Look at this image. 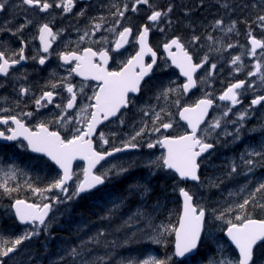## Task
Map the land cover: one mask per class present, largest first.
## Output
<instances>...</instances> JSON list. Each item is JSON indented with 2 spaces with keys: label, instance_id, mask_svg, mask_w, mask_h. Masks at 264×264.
I'll list each match as a JSON object with an SVG mask.
<instances>
[{
  "label": "snow or ice",
  "instance_id": "snow-or-ice-1",
  "mask_svg": "<svg viewBox=\"0 0 264 264\" xmlns=\"http://www.w3.org/2000/svg\"><path fill=\"white\" fill-rule=\"evenodd\" d=\"M76 0H20L18 5H13V8H23L25 16L24 22L20 23L18 27L13 30L12 28H0V31L11 32L13 36H17L20 40L21 46L18 50H12L9 54L8 49L0 50V75L7 77L11 69L21 62L29 59L25 55L26 41L23 39L21 33L34 21L27 16L29 10H37L40 13H47L53 7L61 9L62 13H70L75 7ZM147 5L150 8V14L146 19L149 23L143 24L138 30L135 39L139 45V50L122 63L118 70H109V61L112 59L110 50L102 48L99 51L93 50L92 47H85L82 50H73L62 52L58 54V58L65 64L74 63V67L69 69V75L76 74L83 77L85 80L91 79L97 81L98 84L93 90L91 96L87 97L89 103L82 105L77 109L78 95L84 93V86L81 85L77 89L76 85L68 82L67 77L62 78L58 83H51V88L57 87L65 88L69 97L66 103H57L55 107L60 109V114L55 118V122L63 127L69 124L75 126L71 130V135L64 137L61 136L59 131H50L49 122L45 120L39 121L35 125V131L30 129L21 117H32L33 112H21L19 115H0V125H9L10 123L15 127H9L6 130H0V139L7 141H17L23 138L27 141V147L32 152L42 153L48 157L55 165L61 170L60 174L47 186L45 189L32 188L34 193L51 192L58 190L61 196L52 197L53 203H65L80 199L82 196L91 195L95 190L105 185L109 179L111 169L97 172L96 166L106 157L112 156L114 153L121 152L125 149H136L140 147L137 138L144 136L146 133H159L161 130H168L173 128L172 122H164L161 113L164 112L162 108L159 112H154L152 117V127L149 128L147 122L144 126L136 131L127 141L122 142L121 147H113L110 151H98L94 147L93 137L99 136L100 142L103 145L109 144V140L105 137L103 132H97L98 126L111 118L117 117L121 113V109L127 108L132 101L129 98L130 93H138L141 89V82L145 77L153 71V66L157 61V53L148 43L149 34L152 30L151 25H155L162 17L167 16L171 12V6L167 11L157 10L150 4V0H133L131 4V11H138V6ZM9 9V0H0V13ZM129 5L125 3L122 8L117 7L116 11L112 13L117 17L115 23L111 25L107 31L115 33L117 39L114 42L112 52H119L125 45L129 44V37L133 35V27L122 26V30L117 32V27L121 26V20L125 17ZM78 15H84L83 10ZM100 22L93 23L91 32L85 31L79 37L80 42L85 41L86 37L94 36L102 28L105 20L103 17L99 18ZM8 24L11 21L6 22ZM247 24V21H245ZM256 24L262 32H264V15H257L256 19L252 22ZM223 20H216L215 27L221 28ZM236 27V21H233L231 26L227 28L228 32L233 31ZM38 39L40 41V49L42 53L48 54L52 48L53 42L59 36V32H54L53 27L48 22L40 23L38 26ZM223 30V29H222ZM163 31V29H161ZM247 36L250 42V49L248 55L257 57V50H260V57L256 58L254 64V71L247 73L248 77H257L261 83H264V38L258 39L253 34V29L249 25ZM212 40L213 37H207ZM193 42L198 41L199 37L193 36ZM94 43H107V37H101L100 40ZM236 45L228 44L227 48H233ZM164 50L171 58L172 64L179 68L180 73L186 78V82L178 86V88H166L163 95L167 97L169 93L182 91L188 93L197 85L195 74L197 71L208 63V57L205 55L199 63L193 61V56L189 53L184 43L181 42L180 37H173L163 44ZM173 48L176 51H173ZM219 51V49H217ZM145 56H150L151 63H145ZM33 60H38L40 65H44L48 60L47 55L37 53L31 57ZM241 55H236L231 58L230 64L234 66L235 72H240ZM216 64H211V69L208 75H212V70H215ZM23 79H27L23 75ZM246 87H253L252 83L247 80H237L234 83H229L226 89L219 95L220 101L230 102V106L223 112V116H228L232 109L241 103L240 96L242 90ZM30 89L28 87H21L19 94L21 96L27 95ZM59 93L56 91H44L39 98L34 100L37 110L47 105L54 104V98ZM19 105V101L16 102ZM179 105V99L175 101ZM215 101L210 98V94H206L204 98L198 100L195 105L184 106L179 111L181 120L187 122L190 131L182 135L170 136L165 135L161 139L154 142H147L148 149L155 148L157 145L163 147L166 151L155 160H150L147 167H155L157 169H166L174 171L178 174L181 180H191L194 182L200 181L199 169L201 158L205 153L214 147L212 143L207 142V136L210 135L212 129L221 127V119L215 118L205 129L206 135L198 134L201 125L205 122V117L208 116L209 109L213 107ZM264 103V95H256L250 102L249 108ZM77 109L76 116L69 115V110ZM10 109H0V112H9ZM147 116L149 113L144 112ZM165 115H170L165 113ZM248 115L247 110L238 114V120L243 121ZM124 120L120 119V124ZM235 123V121L233 122ZM10 133V134H6ZM239 132V128H237ZM115 136V133L112 134ZM253 156L264 155L260 152H252ZM81 159L87 161V167L83 169L82 178L76 176L73 172V161ZM243 163L249 166V171L254 167V161L251 159L245 160L241 157ZM115 167V166H113ZM128 169L121 167L117 175L127 172ZM237 171V165H231V172ZM13 173V178H14ZM71 182V184H70ZM31 187V185H29ZM0 188L3 189L5 194L11 195L12 192L18 191L19 188H9L7 182L0 183ZM135 193H148L147 186L133 185L128 189ZM179 193L183 198L182 212L179 214L178 220L174 225L161 226L154 242L160 244L163 242L165 234L174 235L173 251L170 255L163 259L150 257L149 259L138 262V264H173L174 258H187L190 254L194 253L201 242V234L204 230L206 223V210L203 207L194 205V195L190 190L180 187ZM257 194H261L264 199V183H260L249 195L243 200L242 203L236 205L242 213L250 204L254 207L264 210V203L257 201ZM52 203H29L24 199H16L11 207L15 211L16 218L21 223H30L33 225L32 231H27L24 234L16 237L13 240H4L0 237V264H6L5 258L14 253L18 247L25 241L33 236L39 235L40 226L47 229L46 218L52 210ZM120 205L113 202V208H119ZM225 211L231 212V206ZM225 211H221L215 217L217 220H225ZM227 237L231 243L238 250V255L235 259H225L215 262V264H257L254 257V249L260 244H264V218L256 219L251 213L235 215L234 220H226ZM103 236V231L98 233ZM89 242L96 240V237H89ZM73 257L79 256L76 247L70 251ZM62 259V258H61ZM179 264H185V260H180Z\"/></svg>",
  "mask_w": 264,
  "mask_h": 264
},
{
  "label": "rangeland",
  "instance_id": "rangeland-1",
  "mask_svg": "<svg viewBox=\"0 0 264 264\" xmlns=\"http://www.w3.org/2000/svg\"><path fill=\"white\" fill-rule=\"evenodd\" d=\"M183 1L185 2L182 3V1L180 0H150V4L157 10L167 11L169 6H171L172 9L171 12L167 14V16L162 17L161 20L158 21L155 25H151V32L154 36H152L151 43L155 44V46L160 49L162 43L166 42L174 36L180 37L181 41H183L190 49L189 52L194 55L196 61L200 62V60L205 57V55H207L208 63L205 65L204 69L198 76V80L200 83L199 88L194 94L188 97H185L182 91L169 93L167 97H165L162 94L164 89L178 88V86L182 85V79L179 77L178 71L170 66L169 61L164 56V54H162V60L160 61L158 67L159 76L157 75L153 79V81L151 82V86L149 85L148 87H146L148 90V99L151 94V100L149 99L151 102L149 101L147 103L150 110L148 111V107L146 109L149 115L145 116V111H143L141 113L140 123L133 129V131L130 132L129 127H126L125 131L128 132L124 133L121 138L118 139V141H127L132 135L135 134L136 131H139V129L144 126L145 122H147L149 128H151V121L154 112H159L162 108L164 109V112L161 113L163 121L172 122L174 125L173 128L168 130L162 129L159 133L149 132L144 136L138 137L137 142L140 144L139 149L135 150L131 154L114 157V159L109 160L106 163V165L104 166V170L111 169L110 173H117L121 167L128 170L134 169L137 165L141 168H148V162L150 160H155L157 157L161 156L163 154V151L158 148L159 145L155 147L157 149H145L146 143L154 142L167 133H183L185 131V125L178 118V110L180 104L192 105L194 104L196 99L203 97L206 94H210V98H217L226 89L229 83H234L237 80H247L249 83H252L253 87H246L242 90V94L239 97L241 103L236 105L226 117L223 116V112L227 110V107L230 106V103H222V101L217 100L216 108H214V110L212 111L211 116L208 119L209 121L206 123L200 133V135H206L204 130L208 128L209 124L215 118L221 119V127L212 129L210 135L207 136V140L212 138L219 144V148L216 153H214L210 157L209 155L204 157L206 159L204 162V168L208 171H211V173H208V175L201 182L192 184L190 187H188L190 192L195 197L196 206L203 207L208 215L207 224L205 226L202 238L204 239V242H210L214 246V250L207 252V254L205 255V259L192 260L190 264H215V262L220 260L236 258L234 257L229 244L223 237V230L227 226L226 220H234L235 215L246 213H251L252 216H254V211H260V217H264V210L254 207L251 204L247 206L244 213L236 208V205L242 203L252 190H254L260 183H264V160L258 158V156L251 155L252 152L263 153L261 149H264V123L257 121L256 119L259 118L264 122V103L249 108L251 100L255 98L256 95H264V83H261L259 76H247V73L249 71L255 70L254 64L256 62V58L260 57V53H257V57L255 58L247 54L248 50L250 49V44L248 42L247 36L248 27L249 25L251 26V28L253 29V34L256 35L258 39L264 38V32H262L256 24L252 23L256 19L257 15H264V0H211L210 2L212 3L213 1L215 3V6L211 5L206 9L197 7L196 10H192L197 6L193 2L194 4L192 3V6H190L191 9L189 8V10L191 11L187 10V13L186 9H183V4H186L187 1ZM189 1L192 2L194 0ZM199 1L201 2V0ZM199 1L197 3L200 4ZM241 1L243 2V5H241V7L237 6L241 3ZM132 2L133 0H100L99 3L101 4V7L104 8L102 10V13H99L97 15L104 18L105 23L103 24L105 25L103 28L106 32H109L107 31V29L111 25H113L115 23V20L117 19V17H114L112 13L116 11L117 7L122 8L125 3L129 5V9L125 13V17L121 20V26H124L128 23H133V27L135 29H138V26H141L142 24H144V22L147 21L146 17L150 14L151 11L149 6H138V11L132 12ZM225 8L230 11V15H228L227 17H222L224 15L223 13H225L226 11ZM218 19L223 20V25L221 26V28L215 27V21ZM233 21H236V27L233 29V31L228 32L227 28L231 26ZM245 21H247V24L245 23ZM181 24L183 26H181ZM118 28L119 26L117 27V30ZM177 28L178 30H176ZM208 28L211 29L209 30ZM161 29H163V31H161ZM193 31H195L196 33H193ZM208 34L213 37L212 40H209L207 38L209 36ZM193 36L199 37V40L193 42ZM230 43L236 46L233 48H227V45ZM217 49H219V51H217ZM236 55H241V63L239 65L241 67L240 72H235L233 70L234 66L230 64L231 58ZM261 59L262 62H264V58ZM213 63L216 64L217 67L215 70H212V75L209 76L208 71L211 69V64ZM223 65H228V68L225 72H221V74L219 72V69H221L220 67H222ZM177 99H179V105L175 103ZM245 110H247L248 115L243 121L239 120V122L230 123V121H233V119H238V114L244 112ZM165 113H168L170 115H165ZM226 120L229 122H226ZM245 123L247 125L249 124V126L251 127H255L253 129V133L252 130H250L251 132L248 131L249 126L246 127ZM237 128H242L243 133L240 134L239 132H237ZM227 133H229V137L224 138L227 136ZM247 135L250 136V139L249 137H247ZM110 142L111 148L116 146L115 140H112ZM227 146H230L231 148L233 147L232 149H243H241L242 152L240 153H230L227 151ZM5 150L7 149H5L4 147H0V183L6 181L9 188H20L18 191L12 192L11 195L5 194L3 189L0 188V237H2L4 240H13L16 237L24 234L25 232L33 230L32 224L19 226L18 224H16V222L15 225L8 223V221H10V218L8 216H13L11 204L15 199L23 198L25 200L27 199L35 203L43 204L45 202H52V197H63L62 194L55 189L51 192L45 191L43 192V195H41L40 193H34L32 191V188H47V186L57 177V174L53 170L47 171L48 165L46 164V162L42 160L39 161L35 159L36 157H33L30 154L26 155V151L22 149V145H15L12 147V150L9 154V157L11 158L10 160H6L3 158V156H6L4 154ZM224 151L226 153H224ZM8 152L9 150H7V153ZM17 152L19 153L18 156L16 154ZM215 155L220 162L213 160V156ZM242 156L245 160L256 159V161H254V170L249 174V178L254 179L253 183L250 182V179L248 177L246 178L248 182L243 183L241 182V177L238 181L233 180L229 182V186L224 184L229 180L230 177L234 176V173L229 175V173L231 172L230 169L232 164L238 161V164H235L237 165V169L248 166L241 160ZM223 161H226V163H224ZM218 165H223V167L225 168H219L218 171H216ZM44 167L45 169H43ZM152 171L154 173L157 171L158 176L160 177L169 174L162 169H157L155 167H152L151 172ZM255 171H258V173L254 176ZM80 172L81 171L78 170L77 173L79 174ZM239 172L242 171L239 170L237 174H239ZM13 173L15 174L14 178ZM165 177L167 178V176ZM222 180L227 181H225L220 186L215 185L216 181ZM29 185H31V187H29ZM219 195L222 197L219 198ZM257 196V201L260 203H264V199H262L259 195ZM105 197L109 198V196L106 195ZM77 202L78 201L74 200L71 202H65V204L55 203L49 221L50 224L47 225V229L45 230L44 227L40 226L39 235L33 236L29 240H25L22 245L18 247L17 251L8 258V260L6 258V264H44L46 260L49 264H52L53 261L62 263L66 260H68L67 262L70 264H84L87 260L89 262H92V264H105L102 260H98L101 257V254L96 250L93 251L95 247L99 246L96 242H92V249L89 248L87 249V251L85 250L87 258L82 259L80 258L81 255L80 257H73L72 255H70L71 248H68L66 245H64L61 240H56V243L57 245H60V248L58 249V247L56 246L55 249L58 250H52L53 248L49 247V242L53 243L54 241L52 240V237L45 235L44 238H46V241L42 243V246L46 249V251L41 253L36 252L37 247L40 245V243L38 242L41 239V236H43L47 232L48 228H50V226H52L54 222H57L55 219H58L64 214L65 209H67L66 206H68L69 203H71V205H74L77 204ZM113 202H116V199L110 197L107 201V204L104 205L105 208L109 209L111 212H114L116 209L113 208ZM169 203V198H166L165 200L164 196H157L154 192L152 193L151 204H153L154 206L158 207L160 205H166ZM172 204L173 203L171 202L170 205ZM170 205L162 213H154L155 218L159 219L161 218V216L166 219L171 218V216L175 214V208H172V206ZM230 206L232 208V211H225ZM221 211H225V220L215 219V217L219 215ZM1 218H6L8 221L2 223ZM4 225H6L5 229L2 228ZM168 225H173V222H169ZM59 227L64 229L63 234L59 236L67 238L70 235V233L68 232V222L60 224ZM110 234V237L105 241L111 242V245H114L116 249H123L124 251L130 249L132 247V243L135 246V241H132L131 243L127 240V236L138 237L136 236L137 232H127L121 234H119L118 232H110ZM156 235L157 231L151 225L150 221L148 234L144 238H150L149 241H151V243L153 244L155 243L154 238L156 237ZM169 236L170 235L165 234L163 242L160 244L166 247L168 241L167 238ZM171 236L173 237V235ZM83 241L84 240H81V242ZM164 250L165 248L161 249V254L162 252H164ZM261 252L262 253L260 254L257 264H264V248L261 250ZM149 253L150 254H148L146 250L139 248V250H137L136 252H124L122 254H118V256H116L115 258V261L117 264H138V262L149 259L151 255H153L151 251H149ZM201 258H203L202 255ZM72 259H75L74 262Z\"/></svg>",
  "mask_w": 264,
  "mask_h": 264
},
{
  "label": "flooded vegetation",
  "instance_id": "flooded-vegetation-1",
  "mask_svg": "<svg viewBox=\"0 0 264 264\" xmlns=\"http://www.w3.org/2000/svg\"><path fill=\"white\" fill-rule=\"evenodd\" d=\"M20 0H9V9L3 13H0V28H12L15 30L20 23L24 22V10L23 8H13V5H18ZM100 0H76L75 7L70 13H62L61 9L53 7L47 13H40L37 10H29L27 12L28 18L34 21L33 24L26 27L21 33L23 39L26 41L25 55L29 57L28 60L21 62V64L16 65L13 69L10 70L7 77L0 75V109H10L9 112H0V115H19L21 112H33L32 117H21L25 124L32 130H35V125L41 121L45 120L49 122L50 131H59L61 136L67 137L71 135V130L75 126L74 124H69L67 127H63L60 124L55 122V118L60 114V109L55 107L57 103H66L69 94L66 92L65 88L57 87L56 89L51 88V83H58L62 78L67 77L66 83L70 82L76 85L77 89L81 85L84 86V93L78 95L77 109L82 105L89 103L87 100L88 96H91L93 90L98 84L97 81L88 79L85 80L83 77L76 74L69 75V69L74 67V63L65 64L58 58V54L67 51L73 50H82L85 47H92L93 50L99 51L102 48H107L110 50V56L112 59L109 61V70H117L119 58L122 62H126L130 58L135 50L137 49L136 35L138 34V29L133 27V23L125 24L124 26L133 27V35L129 37L130 43L125 45V47L119 52H112L111 49L114 48V42L117 39L116 34L106 32L102 27L94 36L90 35L86 37L85 41L80 42L79 37L84 34L85 31L91 32V28L94 22L99 21V15H97V10L100 7ZM91 3V4H90ZM94 3V5H92ZM83 10L84 15H78ZM11 21L10 24L6 23ZM48 22L53 27L54 32H59V36L53 42L52 48L48 54L42 53L40 49V41L38 39V28L37 26L40 23ZM123 26V25H122ZM122 26H119L117 32L122 30ZM139 28V26H138ZM101 37H107V43H94V41L100 40ZM150 42H151V33H150ZM21 46L20 40L17 36H13L11 32L0 31V50L8 49L9 54L12 50H18ZM47 55L48 60L44 65H40L38 60L31 59L32 56L37 55ZM23 75L27 76V79H23ZM28 87L30 89L27 95L21 96L19 94V89L21 87ZM56 91L59 93L58 96L54 98V104L47 105L37 110V106L34 103V100L39 98L42 92L44 91ZM132 103L129 104L127 108H124L121 113H119L118 118H115L108 123L104 124L99 130L103 132L105 137L109 140V144L103 145L100 142L99 136L95 135V142L97 144V149L100 151L112 149L110 146V140L115 139L116 146L121 147L122 140L118 141L121 138V133H116L113 136L111 129L116 125L122 129L126 124L131 125L133 122V117L136 114L134 112V107L137 106L140 96L129 95ZM19 101V105H17ZM77 109L69 110V115L75 117ZM120 119L124 120L123 124H120ZM15 125H0V130H6L9 127H14ZM6 134H9L6 132ZM227 138L229 135L226 136ZM15 145H22V141L15 142ZM13 143L6 144L5 149L11 148ZM101 144V145H100ZM5 145L0 143V147ZM132 150L127 151L126 153H132ZM7 151V150H6ZM227 151L228 148H227ZM6 157H9L7 152H4ZM124 153L118 154V156L123 155ZM117 157V156H116ZM110 160V158L108 159ZM107 160V161H108ZM82 169L83 164L77 163V167ZM103 166V165H102ZM101 166V167H102ZM100 167V168H101ZM150 168H141L136 166L133 171H127L120 174L119 176L123 178V182L120 181L116 183V194L109 196L116 199V204L120 203V196L125 189L133 186L132 184L135 180L142 179V176L145 172L149 171ZM81 175V172H80ZM117 174L108 179L105 189H111L114 186V180L117 177ZM147 186L150 191V198L145 201L151 203V177L148 179ZM133 197L138 201L143 203L144 200L140 198V193H135ZM105 195H100L95 198H85L80 200L77 204L71 206V216L70 220H63L61 224L68 222V232L71 234L77 230L76 222H78L77 211L79 208L84 207L92 211L105 210V204H107L108 199ZM53 209L50 211L49 219L52 215ZM10 221L6 218H1L2 223L8 221V223L15 225V220L13 216H8ZM88 217V216H86ZM83 221V219H79ZM64 232L63 228H60ZM99 236V235H98Z\"/></svg>",
  "mask_w": 264,
  "mask_h": 264
},
{
  "label": "bare ground",
  "instance_id": "bare-ground-1",
  "mask_svg": "<svg viewBox=\"0 0 264 264\" xmlns=\"http://www.w3.org/2000/svg\"><path fill=\"white\" fill-rule=\"evenodd\" d=\"M97 1V0H96ZM188 1V0H186ZM199 1V0H198ZM197 1V2H198ZM211 0H201V3L198 5V8L202 7L203 9H206L207 7L213 5L215 6V3L212 1V3L210 2ZM91 4V3H90ZM187 4V2H186ZM194 4V3H193ZM243 5V2L241 1L240 4H238L237 6ZM192 6V5H191ZM197 7V6H196ZM193 8V7H192ZM191 9V8H190ZM226 9V8H225ZM191 11V10H189ZM224 11V10H223ZM222 11V12H223ZM221 12V13H222ZM241 12V11H240ZM187 13V10H186ZM196 13V12H195ZM194 13V14H195ZM230 11L228 9H226L225 13H223L224 15L222 17H227ZM192 16V15H191ZM197 16V15H196ZM199 18V17H198ZM189 20V19H188ZM199 20V19H198ZM241 20V19H240ZM244 20V19H243ZM196 21V20H195ZM193 23V22H192ZM181 26H183L181 24ZM185 26V24H184ZM188 27V26H187ZM196 27V26H195ZM212 27V26H210ZM182 28V27H181ZM180 28V30H181ZM186 28V27H185ZM190 28V26H189ZM209 29V28H208ZM207 29V30H208ZM211 29V28H210ZM209 29V30H210ZM213 29V28H212ZM178 30V28L176 29ZM188 30V28H187ZM199 30V29H198ZM188 32V31H187ZM195 31H193L194 33ZM181 33V32H180ZM196 33V32H195ZM206 33V32H205ZM212 33V32H211ZM175 34V33H174ZM182 34V33H181ZM191 34V33H190ZM202 34V33H201ZM209 35V34H208ZM173 36V35H172ZM154 37V36H153ZM183 37V36H182ZM187 37V35H186ZM224 39V38H223ZM222 39V40H223ZM162 59V58H161ZM221 66V65H220ZM221 70V69H220ZM225 72V71H224ZM223 73V72H222ZM221 73V74H222ZM225 74V73H224ZM227 74V73H226ZM226 87V86H225ZM224 88V87H223ZM263 89V88H262ZM258 90V89H257ZM257 121H260L262 123H264L261 119L257 118ZM227 121V120H226ZM250 123V122H249ZM246 124V123H245ZM232 125V124H231ZM237 125V124H236ZM228 126V125H227ZM226 126V127H227ZM238 126V125H237ZM249 124H246V127H248ZM255 126V125H254ZM255 127H251L249 126L248 131L252 130V133L254 132ZM235 129V128H234ZM235 131V130H234ZM251 132V131H250ZM226 135H229V133H227ZM253 136V135H252ZM247 137L250 136L247 135ZM145 138V137H144ZM227 138V137H224ZM255 138V136H254ZM255 141V139H254ZM248 142V140H247ZM235 143V142H234ZM249 144V143H248ZM236 146V145H235ZM234 146V147H235ZM228 147V152L230 153H237V152H242L241 149H232L230 146ZM239 147V146H237ZM263 151L262 154H264V149H261ZM4 152H7L6 150ZM258 158H261L264 160V155L258 156ZM253 161H256V159H254ZM261 168V167H260ZM219 169V168H218ZM231 170V169H230ZM241 170L242 172H239V174H237V172ZM254 170V168L252 167V170L249 171V167H242L240 169H237V171L234 173V176L230 177L229 180H222V181H216L215 185H221L224 184L226 185H230L229 182L235 180L238 181L241 177V182L243 183H247L248 180L246 179L247 177L249 178V174ZM227 171V170H226ZM258 173V171H255L254 176ZM160 175V173H159ZM164 175V174H163ZM160 177V176H159ZM165 177V176H164ZM37 178V177H36ZM166 178V177H165ZM222 178V177H221ZM250 179V178H249ZM43 180V179H42ZM254 179L251 178L250 182L253 183ZM37 183V182H36ZM28 185V184H27ZM39 186V185H38ZM20 188V187H19ZM129 188L125 189L124 192L121 194L120 196V207L116 208L114 212H111L109 209H105V210H98V211H92L89 210L87 208L81 207L78 209L77 211V218H78V222H76V227L77 230H75L74 232H72L67 238H63L62 235L63 232L60 230L59 225L62 223L63 220H70V216H71V210L69 213H65L64 216H60L58 219H55L57 221V223L55 225L50 226V228H48L47 232L41 236V239L39 240L38 243H40V245L37 247L36 252L37 253H41V252H45L46 249L42 246V243L46 241L45 235H48L49 237H52V240L54 241L53 243L49 242V247L53 248L52 250L56 251L60 248V245H57V241L56 240H61V242L66 245L68 248L70 247L71 249L73 247L77 248V251H79V257L81 255L80 258H87L86 257V252L87 249L91 248L92 246V242H89V237H96V240L93 242H96L98 245H111V242L105 241L110 237V232H118L115 228H114V224H116L117 222H124V220L133 212L130 211L132 209H134L135 207H137L138 205H140L141 203L138 202L134 197V193L128 190ZM154 193L157 196H164L161 192H159L158 190H155ZM259 196H261V194H257ZM219 198H221L222 196H218ZM220 201V200H218ZM65 204V203H64ZM70 204V203H69ZM153 205V204H152ZM154 208V207H153ZM65 212V211H64ZM255 213L260 214V211H254ZM50 214V212H49ZM88 216V217H86ZM262 216V215H261ZM83 219V221H79V219ZM54 221V220H52ZM52 223V222H51ZM11 224V223H10ZM50 224V223H49ZM9 228V227H8ZM2 229V228H1ZM4 231V230H3ZM103 231L104 235L103 236H98V233ZM6 233V232H5ZM119 234H121L120 232H118ZM11 235V234H10ZM140 234L137 232L136 236H139ZM170 237V236H169ZM81 240H84L83 242H81ZM84 243V244H82ZM22 245V244H21ZM58 247V249H55V247ZM96 248V247H95ZM92 249V248H91ZM66 250V249H65ZM94 251V250H93ZM118 252H124L123 249H117ZM48 252V251H47ZM53 253V252H52ZM91 253V252H90ZM53 255V254H52ZM99 255V253H98ZM59 256V255H58ZM118 256V255H117ZM53 257V256H52ZM67 257V256H66ZM78 257V256H77ZM32 260V258H31ZM51 260V259H50ZM54 260V259H53ZM73 260V259H72ZM75 260V259H74ZM73 260V262H74ZM90 260V259H89ZM35 261V260H33ZM68 260H66L65 262L61 261L62 263H57V264H70L67 262ZM44 262V261H43ZM54 262V261H53ZM81 262V261H80ZM31 264V263H30ZM43 264V263H42ZM53 264V263H52ZM84 264H92V262H89L88 260L85 261ZM100 264V263H99Z\"/></svg>",
  "mask_w": 264,
  "mask_h": 264
},
{
  "label": "trees",
  "instance_id": "trees-1",
  "mask_svg": "<svg viewBox=\"0 0 264 264\" xmlns=\"http://www.w3.org/2000/svg\"><path fill=\"white\" fill-rule=\"evenodd\" d=\"M176 216H177V213H175L174 216H173V220H174L173 225H174V223H175ZM171 218H172V217H171ZM171 218H169V220H170ZM167 239H168V241H167L166 247H165V246L163 247V248H165L164 252H162V254H160V252H159V258H160V259H163V258L165 257V255H166V251H168V247H169V243H170L169 240H171V239H170L169 237H168ZM170 245H171V243H170ZM162 255H164V256H162Z\"/></svg>",
  "mask_w": 264,
  "mask_h": 264
},
{
  "label": "water",
  "instance_id": "water-1",
  "mask_svg": "<svg viewBox=\"0 0 264 264\" xmlns=\"http://www.w3.org/2000/svg\"><path fill=\"white\" fill-rule=\"evenodd\" d=\"M149 39V38H148ZM167 56H168V54H167ZM169 57V56H168ZM169 59L171 60V58L169 57ZM172 62V61H171ZM174 65V64H173ZM175 66V65H174ZM176 67V66H175ZM179 69V68H178ZM180 71V70H179ZM182 75V74H181ZM22 138V137H21ZM30 149V148H29ZM30 151H31V149H30ZM32 152V151H31ZM33 153H35V152H33ZM42 154V153H41ZM87 162V161H86ZM180 197H181V201H182V207H183V198H182V196L180 195ZM14 210V209H13ZM15 212V211H14ZM181 212H182V210H181ZM18 220V219H17ZM19 221V220H18ZM20 222V221H19ZM21 223V222H20ZM226 233H227V231H226ZM226 236H227V234H226ZM229 239V238H228ZM230 240V239H229Z\"/></svg>",
  "mask_w": 264,
  "mask_h": 264
}]
</instances>
